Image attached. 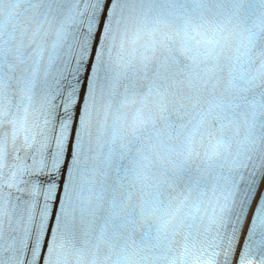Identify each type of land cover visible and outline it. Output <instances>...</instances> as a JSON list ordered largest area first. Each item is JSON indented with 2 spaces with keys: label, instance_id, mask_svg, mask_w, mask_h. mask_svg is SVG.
Segmentation results:
<instances>
[{
  "label": "snow or ice",
  "instance_id": "snow-or-ice-1",
  "mask_svg": "<svg viewBox=\"0 0 264 264\" xmlns=\"http://www.w3.org/2000/svg\"><path fill=\"white\" fill-rule=\"evenodd\" d=\"M0 264H264V0H0Z\"/></svg>",
  "mask_w": 264,
  "mask_h": 264
}]
</instances>
